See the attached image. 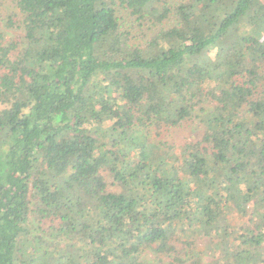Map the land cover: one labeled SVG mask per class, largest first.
I'll use <instances>...</instances> for the list:
<instances>
[{
  "label": "trees",
  "instance_id": "16d2710c",
  "mask_svg": "<svg viewBox=\"0 0 264 264\" xmlns=\"http://www.w3.org/2000/svg\"><path fill=\"white\" fill-rule=\"evenodd\" d=\"M1 1L0 264H264V0Z\"/></svg>",
  "mask_w": 264,
  "mask_h": 264
},
{
  "label": "rangeland",
  "instance_id": "374dc122",
  "mask_svg": "<svg viewBox=\"0 0 264 264\" xmlns=\"http://www.w3.org/2000/svg\"><path fill=\"white\" fill-rule=\"evenodd\" d=\"M264 4V2H263ZM9 4L8 2H4L0 0V33L3 34L4 38L5 39H11L12 37H16V36H22L23 33L21 31H12V30H8L6 27H5V24H4V18L6 17V15L8 14L9 10H10V7H8ZM127 19L124 20V22L126 21ZM214 55V54H213ZM156 129L153 130V133H152V138H154L157 134H156ZM183 136H186V137H190V138H195L197 137L196 136V130L192 127H188L184 130H181V131H175V134L173 136L171 135H166L165 139L168 140V141H173V142H176V143H181L182 142V138ZM240 220H242V218H240L239 216H237ZM244 222H246L244 220ZM204 241H201L199 242L200 245L203 244Z\"/></svg>",
  "mask_w": 264,
  "mask_h": 264
}]
</instances>
